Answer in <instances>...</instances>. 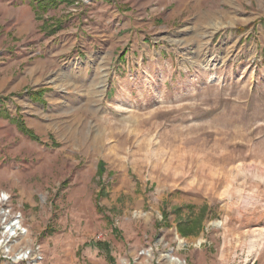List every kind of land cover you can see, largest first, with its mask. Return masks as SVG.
<instances>
[{"label": "rangeland", "instance_id": "1", "mask_svg": "<svg viewBox=\"0 0 264 264\" xmlns=\"http://www.w3.org/2000/svg\"><path fill=\"white\" fill-rule=\"evenodd\" d=\"M42 4L0 0V264H264V0Z\"/></svg>", "mask_w": 264, "mask_h": 264}, {"label": "built area", "instance_id": "2", "mask_svg": "<svg viewBox=\"0 0 264 264\" xmlns=\"http://www.w3.org/2000/svg\"><path fill=\"white\" fill-rule=\"evenodd\" d=\"M8 195L0 192V223L2 233L7 236V240L23 234V228L20 227L21 215L13 214L10 206L7 204ZM15 220L18 221L15 223ZM18 223V224H17ZM9 252V249L6 250ZM12 264H38L41 261L42 255L38 247L36 248H21L14 256H9Z\"/></svg>", "mask_w": 264, "mask_h": 264}, {"label": "trees", "instance_id": "3", "mask_svg": "<svg viewBox=\"0 0 264 264\" xmlns=\"http://www.w3.org/2000/svg\"><path fill=\"white\" fill-rule=\"evenodd\" d=\"M49 1H52V2H56V1H58V0H43V4H42V6H48V3H49ZM122 58V57H121ZM43 92V89H37L36 91H35V93L37 94V95H40L41 93ZM20 124L21 125H23V123L22 122H20ZM29 133H31V132H29ZM104 166V163H103V161L102 160H100V162H99V166H98V170H99V172L101 173L102 171H103V167ZM104 246H102V247H105L106 248V250H108V242H103L102 243Z\"/></svg>", "mask_w": 264, "mask_h": 264}, {"label": "bare ground", "instance_id": "4", "mask_svg": "<svg viewBox=\"0 0 264 264\" xmlns=\"http://www.w3.org/2000/svg\"><path fill=\"white\" fill-rule=\"evenodd\" d=\"M18 222L15 220V223ZM18 224V223H17ZM21 228H23L21 225H20ZM23 232L25 231V228L22 229ZM182 240V239H181ZM163 256L165 258H167L171 263L173 264H183V261H181L179 258H176V257H173L171 255H169L167 252L163 254Z\"/></svg>", "mask_w": 264, "mask_h": 264}]
</instances>
